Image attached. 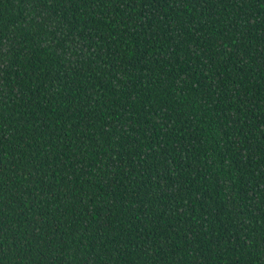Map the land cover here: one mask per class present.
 Masks as SVG:
<instances>
[{
  "label": "trees",
  "instance_id": "1",
  "mask_svg": "<svg viewBox=\"0 0 264 264\" xmlns=\"http://www.w3.org/2000/svg\"><path fill=\"white\" fill-rule=\"evenodd\" d=\"M0 264H264V0H0Z\"/></svg>",
  "mask_w": 264,
  "mask_h": 264
}]
</instances>
